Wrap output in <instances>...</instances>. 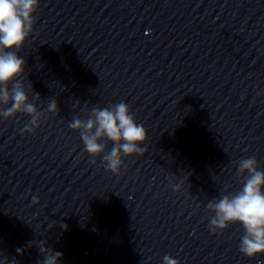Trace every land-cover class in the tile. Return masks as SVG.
<instances>
[{
	"label": "clouds",
	"instance_id": "obj_1",
	"mask_svg": "<svg viewBox=\"0 0 264 264\" xmlns=\"http://www.w3.org/2000/svg\"><path fill=\"white\" fill-rule=\"evenodd\" d=\"M38 7L39 0H0V105L6 106L0 107V118L8 120L18 113L28 115L30 121L22 129L21 135L35 134L42 121L59 112L54 98L46 109L38 110L33 100L39 99V94L35 93V98L30 101L29 89L22 81L26 60L17 53L33 32ZM68 127L79 131L85 151L93 158L92 162L95 163V158L103 154L102 160L113 174L120 173L124 157L146 151L140 145L148 139L147 130L136 122L129 105L123 101L102 109L92 107L87 119L73 116ZM102 140L112 142L113 147L109 152H106L107 145ZM258 168L254 156L239 161L236 174L244 177L242 189L235 194H223L207 203V209L214 213L208 225L209 231L217 234L231 224L242 225L245 234L241 237L239 252L248 258L264 254V171ZM168 179L173 191L179 192L183 181L175 184L172 183V176ZM32 201L38 204L39 196H33ZM62 227L67 228L66 225ZM36 246L43 257L38 264H60L61 252L45 247V242ZM20 251L17 249V252ZM163 264L181 262L166 255ZM257 264H264V260H257Z\"/></svg>",
	"mask_w": 264,
	"mask_h": 264
}]
</instances>
